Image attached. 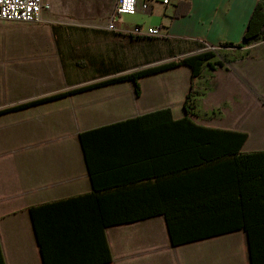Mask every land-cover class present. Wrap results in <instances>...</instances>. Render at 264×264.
<instances>
[{"label":"crops","instance_id":"crops-1","mask_svg":"<svg viewBox=\"0 0 264 264\" xmlns=\"http://www.w3.org/2000/svg\"><path fill=\"white\" fill-rule=\"evenodd\" d=\"M139 1L151 12L114 32L116 0H43L37 23L0 20L4 264H264V39L223 48L239 55L194 80L178 66L140 78L139 94L120 81L35 103L240 44L258 0ZM178 2L189 11L174 17ZM191 84L189 117L210 130L164 127L186 116ZM223 132L247 135L239 154Z\"/></svg>","mask_w":264,"mask_h":264},{"label":"trees","instance_id":"trees-1","mask_svg":"<svg viewBox=\"0 0 264 264\" xmlns=\"http://www.w3.org/2000/svg\"><path fill=\"white\" fill-rule=\"evenodd\" d=\"M189 11V4L187 3H181L178 2L176 5L175 11H174V17H178L181 15L187 14ZM264 39V0H258L257 4L253 10V13L249 19V22L246 25L244 34H243V40L240 44L234 45V44H221V48H227V47H234V48H240L244 45H249L253 42H257L259 40ZM215 52L214 51H206V52H201L197 54H193L184 58H179L174 61H170L167 63H163L160 65H156L153 67H148L145 69H141L135 72H132L127 75L120 76L116 79L109 80L103 83H99L93 86H87L84 88H80L77 90H73L69 93L66 94H61L57 96H53L51 98H47L35 103H41L43 101H48L52 99H57L60 97H64L73 93H76L78 91H84L87 89H91L93 87H98L101 85L109 84V83H115V82H120V81H132L135 84V90L136 94H139L140 88L138 81L140 78L149 76L152 74L160 73L178 66H188L191 69V77L192 80L198 78L201 76L202 71L205 67L209 69H214L215 66H223L222 62L219 61H214L215 58ZM195 96V93L193 92V84H191L190 91L187 93L185 96V100L183 103V108L185 111L186 116L178 121H172L171 123H168V125H164V127H169V126H176L177 128H185V129H200V130H210V128L203 127L200 125H197L195 122L191 120L189 117L191 113L193 112L194 109V101L193 98ZM26 107V106H25ZM232 138V142L230 143V146L232 147V151H228L227 155H237L240 153V148L241 145L245 142L247 135L244 133H237V132H223ZM148 216H118V217H113L112 223L113 224H120V223H129L141 219H145ZM110 222V221H106ZM167 222L169 226V231L171 235V239L173 242V245H176L177 243H181V240H176V237L174 235V232L172 230V224L170 222V217L167 216ZM183 241V240H182ZM105 261L110 262L111 261V256L109 252V248L107 244H105ZM0 264H4L1 250H0Z\"/></svg>","mask_w":264,"mask_h":264},{"label":"built area","instance_id":"built-area-1","mask_svg":"<svg viewBox=\"0 0 264 264\" xmlns=\"http://www.w3.org/2000/svg\"><path fill=\"white\" fill-rule=\"evenodd\" d=\"M164 6L170 5L171 0H162ZM47 6L43 0H0V20L6 22L37 23ZM151 7L148 2L139 0H116L113 12L110 15L107 29L118 31L116 21L124 16H134L138 13L149 14ZM135 37L164 38L165 31L162 26L141 27L136 26L129 33Z\"/></svg>","mask_w":264,"mask_h":264},{"label":"rangeland","instance_id":"rangeland-1","mask_svg":"<svg viewBox=\"0 0 264 264\" xmlns=\"http://www.w3.org/2000/svg\"><path fill=\"white\" fill-rule=\"evenodd\" d=\"M137 15H135V16H137ZM124 19L127 21H129V20L133 21L135 18L133 16H124ZM197 48L199 50H201V52L214 51L216 54L214 61L222 62V64H223V62H227V60H229L231 56H234V55L238 56L239 55V52H231V51H227L223 48L208 49V48L204 47V45L197 46Z\"/></svg>","mask_w":264,"mask_h":264}]
</instances>
